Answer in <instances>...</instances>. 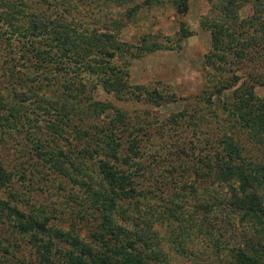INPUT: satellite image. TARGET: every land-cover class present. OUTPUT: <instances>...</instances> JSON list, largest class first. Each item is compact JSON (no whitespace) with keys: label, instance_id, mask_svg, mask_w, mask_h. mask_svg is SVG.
<instances>
[{"label":"trees","instance_id":"16d2710c","mask_svg":"<svg viewBox=\"0 0 264 264\" xmlns=\"http://www.w3.org/2000/svg\"><path fill=\"white\" fill-rule=\"evenodd\" d=\"M151 1L102 0L110 5L108 14L113 27L104 32L92 29L90 32L86 31L90 35L86 36L84 32H76L58 18L47 19L41 14L26 13L19 7V3L0 0V20L7 22L11 30H18L16 22L21 19V15L27 17L23 33H29L33 40L30 39L28 49L24 51L31 52L34 55L32 59H42L43 63L48 60L59 66L63 60L61 68L65 74L64 91L61 95H56L54 91L47 93L35 89L33 82L37 77L33 76L34 79L31 80L25 78V83L26 80L31 82L30 87H25L22 80L25 76L20 78L11 71L10 77L6 78L7 72L1 71L0 76L9 83L8 94L11 102L6 103L0 97V148H5L9 136L16 135L10 128L16 127L23 115L20 112H25L31 102L33 110H38L39 114L41 112L55 115V119L49 123L52 131L59 132L65 130L62 126H70L69 134H73L74 138L86 137L89 130L79 128L74 120L96 118L111 109L112 104L90 98L84 101L81 96L86 92L84 82L79 81L78 85H72L73 81L66 83L67 74L79 75L80 68L99 74L102 88L113 93L115 98L126 99L133 96L139 99L141 94L158 101L168 98L157 87L129 85L119 74L116 65L110 61L123 51L131 52L132 48L127 42L124 47V41L117 36L118 30L125 23L118 19L116 14L132 19L143 5ZM188 1L171 0L180 13L188 10ZM208 1L216 2L224 21L209 20L205 17L200 20L202 27L209 30L211 39L210 51L205 54L203 63L206 67H211V71L207 73L211 79H216V82L211 85L212 89L206 87L205 91L194 99L208 108H213L212 118L224 114L231 120L232 126L245 129L250 139L264 143V96L255 94L253 84L248 83L247 79H242L247 77L242 70L243 63L247 59L255 61V57L249 55L250 45H258L260 42V55L257 58L264 62V34L259 38L253 33L264 31V0ZM247 1L251 3L252 12L243 19L240 18L239 10ZM129 2H132L130 7L121 10V7ZM118 6L119 8H116ZM248 28L253 32L246 36ZM47 35L49 37L44 44L46 47L43 48L39 42L41 43ZM141 42L137 48L138 52L158 45L156 41L148 42L146 37H142ZM70 58L71 61L82 65H73L74 69L72 66L67 67L64 62ZM227 65L237 66L234 68L233 81L230 78L224 81L222 72L217 70ZM247 75H251L250 71H247ZM45 78L50 77L46 75ZM20 79V82H15ZM239 80L241 82L235 86ZM26 101L28 103H25ZM124 116L120 109H115L114 115L104 122V125L93 123L98 135L81 148L63 145L64 148L58 146L45 149L36 143V150L31 151L35 158L42 159L41 165L45 166L48 174L53 172L65 175L85 189L87 206L84 208L88 207L99 213L96 219L97 228L88 229L85 233L82 232V227L75 223L65 229L49 225L50 218L45 213H26L21 210L14 202L19 200L20 193L18 190L12 191L10 186L17 178H24V173L21 172L14 180V171L5 163L8 158H0V190L9 189L7 197L0 196V213L13 222L12 226L21 239L24 236L29 237L37 251L35 261L22 257L14 264H164L165 254L159 249V235L151 231V210L155 211L159 204L152 203L151 208H147L151 215L144 218L142 224H138L139 221L133 223L134 219L130 222L135 215L131 216L128 210L137 213L141 210L142 203L150 200L151 196L134 185L131 171L126 172L123 169V166H131L134 160L146 153L145 148H140L138 138V132L143 128L140 125L130 127ZM177 117L176 114L171 115V123L177 122ZM126 129H129V132L125 152L122 153L120 137ZM216 140L209 151H205L203 155L197 153L196 157L188 156L186 159L187 151L184 147L177 151L182 171L193 169L208 182L201 187V192L198 187L191 185L189 191H174L165 203L160 204L165 206L166 212L163 214L167 215V219L171 217L179 226L178 230L169 229L174 235L173 241L182 250L185 238L199 231L214 242L213 252L219 258L218 264H264V161L252 160L245 156L242 144L232 135L219 133ZM163 149L166 151L165 147ZM159 153L157 150V154ZM85 157L96 158V166L93 167V175L90 177L84 169ZM182 158H185L184 162L181 161ZM119 201L124 204L128 202V205L123 207L124 204ZM191 202L192 210L185 214L179 212L180 208ZM163 214H156L155 218L162 222ZM118 215L124 220V224L118 221ZM17 244L19 243L13 241L5 244L0 240V264H8V254L15 253ZM54 254L59 255V258L55 259Z\"/></svg>","mask_w":264,"mask_h":264},{"label":"rangeland","instance_id":"374dc122","mask_svg":"<svg viewBox=\"0 0 264 264\" xmlns=\"http://www.w3.org/2000/svg\"><path fill=\"white\" fill-rule=\"evenodd\" d=\"M10 1L19 3V7L26 13L41 14L47 19L58 18L74 28L76 32H84L86 36H90L86 31L90 32L94 29L97 32H104L107 28L113 27L108 14L110 5L102 0ZM131 4L132 2H129L128 5L121 7V10H125L127 6L129 8ZM188 4V10L180 13L177 12L171 0H152L143 5L132 19L116 14L117 18L125 23L118 30L117 36L124 41V47L127 42L132 45V48L131 52L123 51L111 58V63L116 65L119 74L129 85L157 87L168 98L158 101L147 98L145 94H141L139 99L133 96L126 99L115 98L113 93L106 92L102 88L101 77L98 78L99 74L89 73L80 68L78 69L81 73L79 75L69 76V73L67 74L66 83L73 81L72 85H78L79 81L84 82L86 92L84 96L81 95L84 101L90 98L112 104L111 109L96 118L74 120L79 128L89 130L86 137L74 138L73 134H69L70 126H62L65 130L59 132L52 131L49 123L55 119V115L41 112L39 114L38 110H33L32 102L25 112H20L23 115L16 127L10 128L16 135L9 136L5 148H0V158L4 156L8 158L5 163L14 171V180L21 172L24 173V178H17L10 186L12 191L18 190L20 193L19 200H14V202L21 210L26 213H45L50 218L49 225L65 229H69L71 223L81 226L83 233L89 231L88 229L97 228L96 219L99 213L88 207L84 208L87 206L85 189L65 175L53 172L48 174L45 166L41 165L42 159L35 158V154L32 155L31 151L36 150V143L41 144L45 149L58 146L64 148L66 145L81 148L98 135L93 123L104 125V122L114 115L115 109H120L125 115L124 120L129 122L127 125L130 127L140 125L143 128L139 130L138 138L140 148L146 149L142 157L134 160L129 167L123 166V169L126 172L131 171L134 185L151 196L150 200L147 199L145 203H142L141 210L137 213L128 210L131 216L135 215L130 222L134 219L133 223L139 221L138 224H142L144 218L153 215H151V231L159 235V249L165 254L164 264H218L219 258L213 252L214 242L199 231L185 238L184 249L181 250L173 241L174 235L169 230L174 228L178 230L179 226L172 221L171 217L167 219V215L163 214L166 212L165 206H160L174 191L181 189L189 191L193 185L201 192V187L208 182L207 179L204 180L198 176L193 169L182 171L177 151L181 149L180 147H184L187 151L186 159L188 156L203 155L216 143L219 133H226L242 144L243 153L249 159L264 161V143H257L250 139L245 129L232 126L231 120L224 114L212 118L213 108H208L201 102L195 101L196 95L201 94L206 87H211L216 82V79H211L207 73L211 71V67H206L203 63L205 54L210 51L211 39L209 30L202 27L200 20L205 17L209 20L224 21L216 2L189 0ZM116 8L114 7L115 10ZM251 12V3L247 1L239 10L240 18H247ZM16 24L18 30L13 31L7 22L0 20V74H2L1 71L7 72L6 78H9V72L13 71V74L20 78L25 76L22 78L25 87H30L29 84H31L29 80L25 83V78L31 80L37 77V80L33 82L35 89L47 93L54 91V94L61 95L64 91L63 81L65 79L61 68L63 60L58 66L53 61L46 60L47 62L43 63L42 59H32L34 55L24 51L28 49L30 41L33 40L29 33H23V28L27 25V17L21 15V19L17 20ZM235 31L239 30L235 29ZM252 32L253 30L248 28L246 36L251 35ZM253 33L260 38L264 31ZM47 37L49 35L45 39L41 38L42 42H39L43 48L46 47L44 44ZM142 37H146L148 42L156 41L158 45L155 48L138 52L137 48L142 44ZM262 43H264V36ZM258 45L260 46V42ZM258 45L249 46L251 47L249 55H253L255 61L247 59L249 61L246 60L243 63L242 70L245 71L247 77L242 79H247L248 83H252L255 94L263 97L264 62L257 58L261 49ZM71 60V58L66 59L64 64L67 67L72 66L73 69V65H80ZM233 66L216 68L222 72L221 77L224 81L229 78L232 80L234 68L237 67ZM247 71H250L249 77ZM46 75L50 78H45ZM11 80L14 81L13 78ZM20 81L21 79L15 82ZM240 82L241 80L236 82L235 86ZM8 88L7 79L0 76V97L10 104ZM175 114L178 116L177 122L171 123L170 117ZM201 118L204 119L200 121ZM128 132L129 129H126L120 137L122 153L125 152ZM148 135H150L149 138ZM201 149L204 150L201 151ZM157 150L160 151L159 154ZM185 158L181 161L184 162ZM94 162L96 163V158H83L84 169L89 177L93 175V167L96 166ZM8 190V188L1 189L0 196L7 197ZM119 203L124 204L122 201ZM152 203H157L159 206L155 211L151 210L150 214L147 208H151ZM127 205L128 202L123 207ZM87 208L88 210H85ZM192 209L193 202L186 203L179 212L185 214ZM156 214H163L164 221L157 220ZM53 216L54 218H51ZM117 217L118 221L125 223L120 215ZM12 225H14L13 222L0 213V240L5 244L12 241L19 243L15 247V253L8 254L9 259L6 262L14 264L22 257L35 261L37 253L35 246L28 236L21 239ZM54 256L55 259L59 258V255L54 254Z\"/></svg>","mask_w":264,"mask_h":264}]
</instances>
